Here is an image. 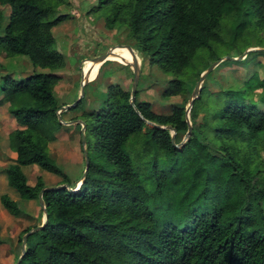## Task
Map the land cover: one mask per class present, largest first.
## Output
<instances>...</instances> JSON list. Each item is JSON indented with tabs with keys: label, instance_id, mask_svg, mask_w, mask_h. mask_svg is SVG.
Segmentation results:
<instances>
[{
	"label": "trees",
	"instance_id": "16d2710c",
	"mask_svg": "<svg viewBox=\"0 0 264 264\" xmlns=\"http://www.w3.org/2000/svg\"><path fill=\"white\" fill-rule=\"evenodd\" d=\"M64 3L0 0L8 7L5 26L0 10V56H24L48 69L19 80L5 74L0 85L2 102L17 124L7 135L15 153L4 169L7 185L20 199L37 201L42 222L37 199L47 186L40 173L30 181L21 167L37 166L60 177L56 185L72 186L48 148L66 126L57 120L60 106L53 95L62 78L56 71L63 70L65 59L52 29L68 18L57 14ZM107 4L104 28L123 25L147 64L171 76L163 97L185 93V69L197 49L220 41L223 16L235 22L234 28L241 18L252 17L264 32V0H97L90 10ZM203 85L189 110L190 134L179 147L171 143L169 130L149 127L144 120L174 128L177 144L187 130L184 105L156 113L149 102L137 99V88L130 105V88L107 85L101 107L83 113L84 178L74 191H42L46 223L27 236L18 264H264V112L239 97L243 90H226L229 99L208 132L195 108ZM247 88L264 91V80ZM81 160L84 167L83 154ZM0 205L15 217H29L7 194L0 195ZM42 222L18 233L13 263L22 235Z\"/></svg>",
	"mask_w": 264,
	"mask_h": 264
},
{
	"label": "rangeland",
	"instance_id": "374dc122",
	"mask_svg": "<svg viewBox=\"0 0 264 264\" xmlns=\"http://www.w3.org/2000/svg\"><path fill=\"white\" fill-rule=\"evenodd\" d=\"M96 3L97 0H65V3L57 11V14L68 15L67 19L53 29L55 37L57 36L55 47L63 54L66 64L63 69V77L53 87V95L60 107L72 104L76 99L81 98L78 107L68 109L60 115L63 121H82L83 113L100 108L106 99L107 85L119 84L125 90L131 87L132 73L124 66L128 61L124 55L117 52L124 51V48H117V51H114L112 56L107 59L108 62L104 65L101 64L96 75L98 64L91 66L86 75L88 80L84 82L83 95L81 96V75L91 65L88 61H91L92 57L101 55L113 45H128L133 48L126 38V29L123 25L114 30L104 28V19L111 4L104 5L97 10H90ZM5 7L8 11V7L6 5ZM6 21L5 18L4 23ZM228 21L227 16L221 18L219 42L211 44L209 49L199 48L193 55L184 72L183 79L186 90L181 95L163 97L161 93L171 76L160 71L156 65H148L140 52L133 48V54L139 63L137 99L149 102L152 110L161 114H168L172 106H186L199 78L198 71L208 68L215 61L221 59L204 79L200 96L195 101V108L199 111L198 117L204 116L203 121L207 125L205 129L210 132V128L216 125L217 120L213 119V116L229 99L227 93H223L226 90H243L244 92H241L239 97L243 96L245 101L260 103L264 99L263 89L247 87L250 85L255 87L259 77L264 80V51L262 50L264 49V32L253 25V18L249 16L241 18L243 23L236 28H234L235 22L229 24ZM247 48L256 50L248 52L246 58L243 56L239 59L238 57ZM129 53L133 55L130 51ZM20 58L26 59L27 62H17L16 59ZM8 59L10 60L9 64L0 65V84L1 76L5 74H10L13 79L19 80L29 74L48 71V69L33 66L24 56H12ZM221 91L222 93L219 94ZM260 107L264 109V104ZM73 117L74 119H71ZM75 124L62 126L58 131L61 133L57 140L49 146L50 158L57 161L58 166L66 173L68 183L72 185L70 187H73L74 182L80 178L84 168L81 162L80 135ZM235 146L239 149L243 147L242 145ZM126 151L130 153L128 147H126ZM1 155L3 154H0V159H2ZM261 156L264 159L263 152ZM27 168L26 173L30 174L28 180L29 178L33 180V175L35 176L36 173L30 169L38 170V168L33 165ZM143 173H145L144 170L141 175ZM46 180H51V176ZM145 186L149 188V185L145 184ZM5 189L0 181V194L4 193ZM25 207L34 214V219L15 217L0 205V238L3 240L0 244V264H14V255L18 250V233L27 225H31L33 221L42 222V214L37 208V201L27 202L24 209Z\"/></svg>",
	"mask_w": 264,
	"mask_h": 264
},
{
	"label": "water",
	"instance_id": "95a60500",
	"mask_svg": "<svg viewBox=\"0 0 264 264\" xmlns=\"http://www.w3.org/2000/svg\"><path fill=\"white\" fill-rule=\"evenodd\" d=\"M114 48H125L127 49L128 51H130L132 54H133V48H131L130 46L128 45H113L111 46L106 52L102 53L101 55H98V56H94L92 57L90 60H98V65H97V68H96V72L98 71L99 67L101 66V64L108 59V57L110 56V54L112 53L113 49ZM253 50H256L255 48H247L243 53L242 55H240L238 58L240 59L241 57L245 56L248 52L250 51H253ZM264 51V49H262ZM135 55L133 54V63L132 64H129V63H125V65H129V68L132 72V81H131V87H130V93H129V104L130 105H134V95H135V91H136V86H137V82H138V76H139V68H138V65L137 64V61L135 59ZM232 59H235V58H232ZM221 61V59L215 61L212 65H210L208 68H206L205 70H203L200 75H199V78L195 84V87H194V92L192 94V96L190 97V99L188 100L186 106L184 107V114H185V121H186V124H187V130L186 132L184 133L183 135V138L182 140L175 144L174 143V136H175V130L174 128H172L171 126L169 125H166V126H160V125H157L153 122H150L148 120H144L145 124L148 125L149 127H157V128H160V129H167L170 131V141L171 143H173V145L175 147H179L183 144V142L187 139V137L189 136L190 134V131H191V123L189 121V110L192 106V103L194 101V99L198 96L199 94V91H200V88H201V85H202V82L204 81L205 79V76ZM87 79V76L85 75H81V79H80V93H81V96L83 95V85H84V82L85 80ZM80 100V97L78 99H76L75 102H73L72 104H65L63 106H61L57 111H56V115H57V120L63 124V125H69V124H75V123H78L80 125V129H79V132H80V144H81V148H82V154H83V160H84V168H83V171H82V175L81 177L79 178V180L76 181V183L74 184L73 187H70L68 186V184H58V185H55V186H50V187H44L40 190L39 194H38V203L40 205V207L42 208V211H43V222L42 224L40 225H36L35 227H32L30 228L28 231H26L22 237H21V242H20V253H19V256L17 258V260L15 261L14 264H18L21 260V257L23 256L24 254V251H25V242H26V238L29 234H31L32 232L36 231V230H39L41 229L45 223H46V213H45V209H44V204H43V200H42V197H41V193L43 190L45 189H60V188H66L67 190L69 191H74L76 190L79 185L81 184L82 182V179L84 178V175L87 171V168H88V157H87V152H86V149H85V135H84V128H85V124L83 121L81 120H70V121H63L61 119V116H60V113L65 111V110H68L69 108L73 107L78 101ZM78 183V185H77Z\"/></svg>",
	"mask_w": 264,
	"mask_h": 264
},
{
	"label": "crops",
	"instance_id": "0c3cea01",
	"mask_svg": "<svg viewBox=\"0 0 264 264\" xmlns=\"http://www.w3.org/2000/svg\"><path fill=\"white\" fill-rule=\"evenodd\" d=\"M0 10L2 11V14H3L2 20H1V25L2 26H5V24L7 23V21H6V23H4V21H5V18L6 19L8 18V11L6 10V7L5 6H0ZM54 28H55V26L53 27V29ZM53 29H52V33H53ZM60 33L62 34V30L60 31ZM53 36H54V38L56 40V37L57 36L55 37V34L54 33H53ZM23 59L20 58V59H16V60H17V62L22 61V63H26L27 62V61H25L26 59H24V60ZM8 60H9L8 58H2L0 56V65L9 64L10 63V60L9 61ZM65 64H66V62H65ZM0 68H1V66H0ZM64 68H65V66H64ZM98 71H99V69H98ZM98 71L95 73V75L98 73ZM56 73L61 74L62 77H63V70L56 71ZM259 79H261V78L259 77ZM86 80H88V79H86ZM2 96H3V93L0 91V154H3V155H1L2 159H0L1 160L0 161V181L2 183V187L3 188L4 187L6 188L5 189V192L4 193H1V194H7L10 197L11 200H14V201H17L18 203H20L21 206H22V208H23V210H24V212L27 213L28 216L31 219L32 218L34 219L35 218L34 214L31 213L26 207H25V209H26L25 210L24 209V205H26L27 202H31V201H35V200H22V199H20V197L17 194V192L15 191V189H13V188H11V187H9L7 185V181H6V176H5V173H4V169L9 164L13 163V160H14V157H15V153L13 151H11L9 149V147H8L7 135H8L9 132H11L14 128L17 127V124L15 123L14 119L12 118V116H10L9 113L7 112L6 106L2 102ZM255 103H256V106L258 107V109L264 112V109H262L260 107L262 104H264L263 100L260 103L257 102V101H255ZM65 111H63V113ZM71 125H73V124H69V126H71ZM66 126H68V125H66ZM60 133H61V131H60ZM60 133L57 132L55 134V139L53 141H56L57 140V138H58V136H59ZM53 141H51V142L48 143V148H49L50 144ZM27 167L28 166H22L21 169H22L23 173L25 174V176L28 178L30 176V174L27 175V173H26V171L28 169ZM30 170H33L35 173L42 174L44 183H45V185L47 187L55 186L57 183H59L61 181V178L60 177H58L56 175H53V174H50V173H48V172H46L44 170H37V169H33V168H31ZM49 176H51V180L48 181L46 179H49ZM29 180L31 181L32 179L29 178ZM76 181L74 183H76Z\"/></svg>",
	"mask_w": 264,
	"mask_h": 264
},
{
	"label": "bare ground",
	"instance_id": "6f19581e",
	"mask_svg": "<svg viewBox=\"0 0 264 264\" xmlns=\"http://www.w3.org/2000/svg\"><path fill=\"white\" fill-rule=\"evenodd\" d=\"M123 50L124 51H117V48H114L113 51H112V53L114 51L119 52L120 55H124V57L127 59V61H128L129 64H132L133 55H130V53H129V51L127 49L124 48ZM112 53L110 54V56L108 57V59L112 56ZM135 59L137 61V64H139L137 58H135ZM88 63H90L91 65L87 69L84 70L83 75H85V76L89 72V70H90V68H91L92 65L98 64V60H93L92 62L91 61H88Z\"/></svg>",
	"mask_w": 264,
	"mask_h": 264
},
{
	"label": "built area",
	"instance_id": "2783aa9c",
	"mask_svg": "<svg viewBox=\"0 0 264 264\" xmlns=\"http://www.w3.org/2000/svg\"><path fill=\"white\" fill-rule=\"evenodd\" d=\"M82 74V73H81ZM83 75V74H82Z\"/></svg>",
	"mask_w": 264,
	"mask_h": 264
}]
</instances>
